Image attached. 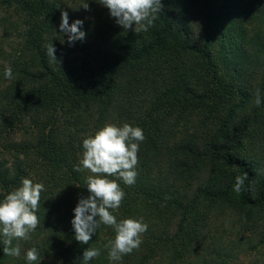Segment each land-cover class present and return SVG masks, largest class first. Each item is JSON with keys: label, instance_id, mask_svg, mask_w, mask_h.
Returning <instances> with one entry per match:
<instances>
[{"label": "trees", "instance_id": "trees-1", "mask_svg": "<svg viewBox=\"0 0 264 264\" xmlns=\"http://www.w3.org/2000/svg\"><path fill=\"white\" fill-rule=\"evenodd\" d=\"M161 2L155 26L135 33L98 0H0L7 36L19 38L9 50L0 40V200L23 178L45 185L40 225L19 258L0 242V264H27L32 246L40 264H83L87 247L101 248L88 264H111L114 230L101 225L86 245L71 223L89 195L91 173L75 170L83 140L107 122L146 137L115 215L149 227L118 264H232L243 244L234 234L263 223L264 0ZM63 11L83 21V41L60 32Z\"/></svg>", "mask_w": 264, "mask_h": 264}, {"label": "clouds", "instance_id": "clouds-1", "mask_svg": "<svg viewBox=\"0 0 264 264\" xmlns=\"http://www.w3.org/2000/svg\"><path fill=\"white\" fill-rule=\"evenodd\" d=\"M109 9L116 23L125 30L135 33L147 32L155 26L158 14L162 12L161 0H98ZM86 10L88 3L82 5ZM134 25V28H133ZM83 21L74 20L69 24L66 11L61 13L60 32L67 34L69 45L77 40L83 41L86 32L82 30ZM64 42V41H63ZM62 42V43H63ZM53 43L47 45V56L51 63L58 61ZM59 62V61H58ZM6 79L13 78L11 67L4 70ZM256 105L261 104L259 92L256 95ZM143 129L131 123L123 124L107 122L101 128L83 140V154L76 171H89L85 184L89 195L80 197L73 209L71 221L75 239L81 244L88 245L93 234L101 225L111 227L115 238L104 245L107 249V259L111 264H118L123 256L139 250L143 243V234L148 224L143 218L127 217L117 219L116 211L121 206L126 193L120 186V181L133 185L138 177L140 144L145 140ZM245 176H237L234 191H242ZM43 182L23 178L21 185L7 193L0 200V242L3 253L9 257L21 256V241L28 242L40 225L38 216ZM101 256V248L87 247L83 252V264H88ZM25 259L27 264L41 261L37 247L27 249Z\"/></svg>", "mask_w": 264, "mask_h": 264}, {"label": "rangeland", "instance_id": "rangeland-1", "mask_svg": "<svg viewBox=\"0 0 264 264\" xmlns=\"http://www.w3.org/2000/svg\"><path fill=\"white\" fill-rule=\"evenodd\" d=\"M5 15H7V11L1 7L0 40L6 41L1 45L9 50V42L17 41L19 38L17 37V32L15 31L12 37L7 36L4 27ZM262 212H264V209ZM233 238L236 240L238 239V241L242 242L243 244L239 250L240 253L236 259L233 260L232 264H264V221L259 226L250 224L247 229H241L237 233V236L235 233Z\"/></svg>", "mask_w": 264, "mask_h": 264}]
</instances>
